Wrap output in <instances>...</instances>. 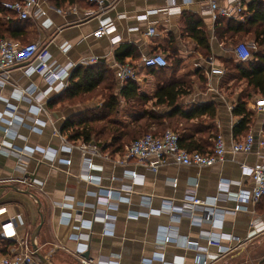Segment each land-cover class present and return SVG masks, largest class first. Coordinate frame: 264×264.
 Segmentation results:
<instances>
[{"label":"crops","instance_id":"crops-1","mask_svg":"<svg viewBox=\"0 0 264 264\" xmlns=\"http://www.w3.org/2000/svg\"><path fill=\"white\" fill-rule=\"evenodd\" d=\"M217 1L220 5L226 2ZM241 1L247 3L250 0ZM38 6L42 13L25 20L1 8L0 32L4 31V36L19 43L34 41L47 46L53 60L61 67L70 63L82 65V60L91 57L98 58L95 63L103 62L113 74L112 93L117 96L118 108L105 120H100V125L107 121L128 131L142 115L132 107L134 102L126 87L133 80L120 83L114 73L115 62H126L142 79L133 82L137 84L138 94L148 97L144 107L159 113H166L168 109L153 106L157 88L172 79L190 81L182 86L187 93L181 96V106L212 104L216 117L211 133L222 135L228 151L222 161L213 165L184 166L169 159L152 171L135 160H129L125 165L116 164L115 159L124 153L127 145L123 152L112 150L108 146L111 137L105 133L97 141L89 142L97 145L107 158L93 157L89 173L100 177V184L88 183L82 174L81 151L63 149L65 141L60 136L68 142L83 143L81 138L69 140L62 127L68 119H81L91 109L101 108L106 89L97 97L79 100L76 104L66 102L62 106L53 101L68 86L75 67L66 75L64 88L46 93L43 75L27 76L21 67L15 66L8 80L0 85V114L6 108L15 107L17 114L25 118L13 126L12 129L17 131L15 138L7 137L5 141L32 153L20 161L14 153L0 150V231L5 221L15 219L17 235L13 240L0 237V261L4 255L21 252L18 239L26 238L30 243L41 218L43 223L35 243L53 264H80L73 251L82 247V257L94 261L200 264L197 260L200 254L207 256L208 264H217L226 253L218 256L217 247L208 245L207 238H218L222 245L229 244L233 248L255 238L258 232L252 225L264 223V199L257 203L249 200L252 183L241 166H254L262 161L264 149L258 141L264 138V112L254 109L251 101L247 103L254 109L249 128L255 139L252 151L231 153L230 145L237 140L232 131L240 117L232 114L229 105L239 92H233L232 98V90L225 91L220 86L223 74L209 73V59L221 65L223 59L235 58L234 46H225V40L219 42L216 39V19L210 14L209 0H113L104 12L88 0L65 1L60 7L52 5L50 0H38ZM189 16L201 22L200 28L211 45L208 56L197 48L189 33ZM102 17L111 18L115 31L110 36L95 38L92 33ZM150 27L156 30L152 36L147 34ZM115 35L119 39L112 42L111 37ZM64 46H69L68 51H62ZM154 53L163 54L169 65L159 70L143 66L142 59ZM118 54L121 61L116 59ZM175 59L181 62L178 67L174 64ZM199 68L202 71L198 72ZM201 75H205V83ZM32 87L37 96L40 92L45 95L31 103L26 91ZM35 119L40 123L35 124ZM59 159H69L70 163ZM127 170L135 171L142 180L134 181ZM23 178L34 179V182L28 187L20 182ZM99 187L113 190L131 187V191H120V199L110 198L105 202L97 196ZM25 191L34 194L38 201ZM188 195L222 214L206 219L200 210L192 211L191 203L184 201ZM239 195L241 198L237 200ZM238 204L245 205L246 209H236ZM104 211L115 218L103 222L100 215ZM80 219L87 224L90 221V226L80 223ZM165 237L170 240L164 241ZM190 240L196 243H188ZM161 255L163 260H160Z\"/></svg>","mask_w":264,"mask_h":264},{"label":"built area","instance_id":"built-area-1","mask_svg":"<svg viewBox=\"0 0 264 264\" xmlns=\"http://www.w3.org/2000/svg\"><path fill=\"white\" fill-rule=\"evenodd\" d=\"M93 3L101 12H104L106 8L112 3L113 0H88ZM189 2L190 0H184ZM246 3H242L241 0H226L225 5H220L217 0H209V11L211 16L214 19L218 17L233 18L237 21H243L246 14ZM2 8L8 10L12 13H15L17 18L25 20L31 17L32 15L37 17L42 11L38 6V0H16V1H3ZM115 31V27L111 18L102 17L98 19V27L92 33L93 37L100 38L104 35L110 36ZM156 32L154 27H150L147 31L149 36L154 35ZM119 39L118 35L111 37L112 42H115ZM256 45L253 43H238L233 48V55L235 59L239 61L248 60L252 51L255 49ZM69 46H64L62 48L63 52L68 51ZM98 61L97 57H91L89 59H84L81 61L82 65H87L89 63H95ZM142 64L146 68L150 69H159L165 68L168 66L167 58L161 53H154L149 56H146L142 59ZM15 66L21 67L23 73L27 76L32 74L43 75L47 88L45 92L51 90L58 91L59 89L64 88L67 85L65 79L66 75L69 74L70 69L75 67L73 64H69L66 67H61L56 63L52 58L47 46L41 45L38 42H26L19 43L10 38L2 37L0 38V85H3L10 76V71ZM114 73L116 79L122 83L129 80L133 81H142L134 69V67L126 62H115L113 65ZM209 73L212 75H222L224 70L220 64L214 63L213 59H209ZM45 92H40V95L37 96V91L35 87L28 89L27 99L28 102H31L36 99H41L45 95ZM34 102V101H33ZM40 106V105H39ZM234 104L229 105V109L232 110ZM253 107L257 111L264 112V96L256 97L253 101ZM39 108V107H38ZM4 115V116H3ZM8 116V118L5 117ZM24 116L21 117L17 114V109L6 108L2 114H0V132H2L3 137L0 138V150H8L10 153L17 155L18 159H24L28 157L32 152L27 148H18L14 144H9L10 142L5 141L8 137L15 138L17 131L13 130V126L16 123L23 122ZM35 124L40 122L36 119L34 120ZM62 140L65 141V144L62 145L63 149L71 151L72 149H79L82 153V174L84 179L88 183L94 185L100 184V177H96L89 173L93 164L94 156H103L107 158V154H102L100 149L95 144L90 143H75L68 142L64 136H60ZM254 136L251 132H248L241 138L234 140L229 151L233 154L235 153H249L252 151L254 144ZM259 146L264 149V138H261L258 141ZM227 147L224 141V138L220 133L215 134L213 137V147L209 149L208 152L202 153L198 150H187L180 145V135L178 131L166 129L163 133L159 135H154L153 133H146L139 137L138 139L133 140L129 145L125 147L124 153L115 159V163L118 165H125L129 160H135L137 163L147 167L152 171H156L161 165L165 164L167 160L171 159L175 163L184 166H209L213 165L219 161H222L227 153ZM27 152V154H26ZM64 163H70L69 159H59ZM241 169L249 174L250 180L252 183V189L250 192L249 200L252 203H257L262 197H264V155H262V161L259 164L254 166L242 165ZM127 174L134 181L142 180L135 171L127 170ZM20 182L24 183L30 187L34 179L23 178ZM174 184V183H173ZM97 196L103 198L105 202L110 198L121 197V192H130V188H121L120 190L106 189L99 187ZM121 191V192H120ZM120 196V197H119ZM241 198L239 195L237 200ZM186 202L191 203L192 211L198 209L201 211L202 215L207 219H213L218 213L209 207L207 204L201 203L195 196L188 195L184 198ZM148 201H150L148 199ZM83 204V203H81ZM80 205V203H79ZM236 209H246L245 205H237ZM101 219L104 221H112L115 217L109 215L107 212H102L100 215ZM20 222L21 220L18 219ZM80 223L83 225L90 226L91 222L85 223L80 219ZM16 220H7L1 226L0 237L4 240L17 239L16 230H15ZM22 223V222H21ZM256 232H261L264 230V223H256L252 225ZM169 237H165L164 241H169ZM19 245L21 247V252L11 253L4 255L1 258L0 264H41L38 257L35 255V252L31 246V243L24 238L19 240ZM188 243L195 244L196 241L190 240ZM208 245L216 246L218 249L217 255H222L232 249L228 245H222L220 240L215 237L207 238ZM74 254L78 257L80 264H120L116 261H106L98 260L94 261L92 259H86L82 257L84 252L82 248H76L73 251ZM114 259V258H110ZM160 260H163V255H161ZM197 260L200 264H208L206 255H197Z\"/></svg>","mask_w":264,"mask_h":264},{"label":"trees","instance_id":"trees-1","mask_svg":"<svg viewBox=\"0 0 264 264\" xmlns=\"http://www.w3.org/2000/svg\"><path fill=\"white\" fill-rule=\"evenodd\" d=\"M3 1L16 0H0V9ZM50 1L52 5L60 7L65 1L73 2L74 0ZM246 6V14L243 21L226 17H218L216 19L214 34L219 42L225 40V46L230 45L234 37L241 34L251 36L253 38L251 42L255 45L256 42L260 45L264 44V0H250L246 3ZM188 18L190 20L188 26L190 35L195 40L196 46L202 54L208 56L211 45L205 31L200 28L201 22L194 16H189ZM4 33V31L0 32V38L8 37L4 36ZM116 59L122 60L119 54L116 55ZM222 62L221 66L224 73L223 77H221L220 86L225 91L231 89L232 98L234 96L233 92H235L234 88L238 85L241 86L237 97L232 99L233 101L231 100L234 104L232 114L240 117L232 131L233 137L238 139L249 132L252 123L254 109L248 107L247 103L249 101L253 103L256 97L264 96V50H253L251 57L246 61L226 58ZM180 63L179 59L174 60L176 67ZM199 70L202 71L201 68L197 71L199 72ZM201 79L204 83L206 82L205 75H201ZM189 82L179 78L172 79L157 88L153 96V106H165L168 109L166 113L146 109L144 103L148 100V97L138 94L136 83L133 81L128 82L126 87L129 89L134 102L132 107L137 109L138 112H142L141 117L135 120L131 130L129 129L128 131L118 127L117 124L108 123L107 121L101 125L99 124L100 120H105L107 116L118 108L117 96L112 93L114 88L113 74L103 62L75 66L68 86L55 97L53 102L55 104L61 103L62 106L66 102L73 104L75 99H79L82 96L85 97L87 94H94L95 96L98 95V93H95L98 90H101L100 94L105 89L107 91L101 108L91 109L80 117L81 119L66 120L62 127V132H66L69 140L81 138L84 143H89L91 140L97 141L99 136H103L106 133L111 137V144L108 146L114 151L123 152L124 146L129 145L133 140L146 133L159 135L175 121L174 129L179 132L180 145L187 150H198L206 153L213 147V137L216 133H211V130L214 127L216 110L212 104H199L190 108L181 106V96L187 93V90L183 89L182 86L186 83L188 85ZM230 82H232V86ZM204 115L208 116V118H202ZM191 120L197 121L191 122ZM152 127L154 129H151ZM123 142L126 144H123Z\"/></svg>","mask_w":264,"mask_h":264},{"label":"rangeland","instance_id":"rangeland-1","mask_svg":"<svg viewBox=\"0 0 264 264\" xmlns=\"http://www.w3.org/2000/svg\"><path fill=\"white\" fill-rule=\"evenodd\" d=\"M253 41V38L251 36L246 35H236L234 37L232 43L228 45V47H233L238 43L242 42H250ZM32 42V41H28ZM231 42V41H230ZM257 50H264V44L260 45L258 42H256V47L254 51ZM232 82H230V85ZM232 86V85H231ZM240 85L236 86L234 90L236 92H239L240 90ZM101 90H98L95 93L100 94ZM104 92V91H103ZM82 96L81 98H77L74 100V104L78 103V100H87L91 99L93 97H97V95L94 96V94L90 95L87 94L84 98ZM176 125V122H172V124L169 125V127H166L167 129L173 130ZM177 127H179L177 125ZM164 128V129H166ZM175 130V129H174ZM151 131V130H148ZM217 264H264V230L259 232L255 238L250 239L249 241L246 242V244L240 246V247H232L231 250L226 252L225 256L221 261H218Z\"/></svg>","mask_w":264,"mask_h":264},{"label":"water","instance_id":"water-1","mask_svg":"<svg viewBox=\"0 0 264 264\" xmlns=\"http://www.w3.org/2000/svg\"><path fill=\"white\" fill-rule=\"evenodd\" d=\"M25 193L28 194V195H31L32 197H34L38 201L37 197L34 194H32L31 192L25 191ZM38 204L40 205L39 202H38ZM42 223H43V219L41 218L40 223L36 226V228L34 229L32 235L30 237V243H31V246H32V248H33V250L35 252V255L38 257V259L40 260L41 264H53L48 259V257H46V255H44L42 253V251L38 248V246L35 243V237L37 236V234H38V232H39V230H40V228L42 226Z\"/></svg>","mask_w":264,"mask_h":264}]
</instances>
